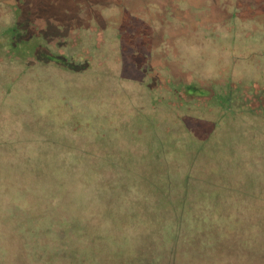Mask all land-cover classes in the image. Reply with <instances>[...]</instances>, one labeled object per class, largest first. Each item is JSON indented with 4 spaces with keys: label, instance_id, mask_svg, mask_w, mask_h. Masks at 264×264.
I'll list each match as a JSON object with an SVG mask.
<instances>
[{
    "label": "rangeland",
    "instance_id": "1",
    "mask_svg": "<svg viewBox=\"0 0 264 264\" xmlns=\"http://www.w3.org/2000/svg\"><path fill=\"white\" fill-rule=\"evenodd\" d=\"M0 264H264V0H0Z\"/></svg>",
    "mask_w": 264,
    "mask_h": 264
},
{
    "label": "trees",
    "instance_id": "2",
    "mask_svg": "<svg viewBox=\"0 0 264 264\" xmlns=\"http://www.w3.org/2000/svg\"><path fill=\"white\" fill-rule=\"evenodd\" d=\"M228 102V105H230V107H233V108H245V106H237L235 103H230L229 101ZM256 103V102H254ZM250 104V103H249ZM229 108V107H228ZM246 108L249 109L250 111H254V112H257L258 111V107H255L253 105H246ZM230 109V108H229ZM185 182V181H184ZM186 189L185 185H184V190Z\"/></svg>",
    "mask_w": 264,
    "mask_h": 264
}]
</instances>
